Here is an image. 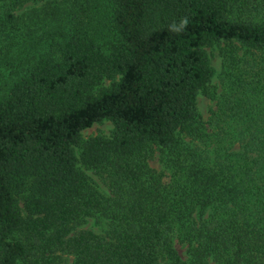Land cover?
<instances>
[{
  "label": "trees",
  "instance_id": "obj_1",
  "mask_svg": "<svg viewBox=\"0 0 264 264\" xmlns=\"http://www.w3.org/2000/svg\"><path fill=\"white\" fill-rule=\"evenodd\" d=\"M0 48V264H264V0H0Z\"/></svg>",
  "mask_w": 264,
  "mask_h": 264
},
{
  "label": "rangeland",
  "instance_id": "obj_2",
  "mask_svg": "<svg viewBox=\"0 0 264 264\" xmlns=\"http://www.w3.org/2000/svg\"><path fill=\"white\" fill-rule=\"evenodd\" d=\"M41 6L42 4H34V3H27L25 5H23L19 11L15 12L16 15H22L24 17H28L31 14V11L33 10H41ZM40 16V18H42V12H37V16ZM30 27V30L32 32V37L34 35L40 36L43 35L45 32L51 30L49 28H51V26H45L43 24V22L38 23L36 22V25L34 23H29L28 24ZM23 28V30H22ZM20 31H24V27L20 26ZM31 35L29 38H31ZM36 37H34L33 39L35 41ZM27 40V37L25 38ZM18 40V39H17ZM19 44H21V41L19 42ZM43 47V46H42ZM21 46L18 47L17 49L14 50L13 53L18 54V51H20ZM32 50V49H31ZM47 50V48L45 49H41V46L38 50V52H34L37 55H41L43 54L45 51ZM17 51V53H16ZM209 53L212 55L211 57V61H212V66L215 69L216 72H218L220 70V58L217 56V51L214 52H210ZM27 55V53H23L20 54V56L18 55L17 57H13L11 55H6L3 52V49L0 48V97L5 96L8 91L10 90L11 86L13 85V83L15 81H17V79L22 75V68H20V66L22 65H26L27 61H22L23 59H25V56ZM12 58L16 59V62L19 65L16 66H10L12 64ZM19 58H21V61H19ZM30 58H34L33 54L30 55ZM217 83V79L215 78L212 82V84H216ZM109 83L106 82L105 86H108ZM215 102L211 101L210 99L199 95L197 97V108L199 113L201 114V116L203 117L204 120H206L208 118L209 115V110L210 108L214 107ZM112 125L107 122V121H103L101 123H97L94 124L91 128L83 131L82 133V137L84 140H87L88 138L91 137H95V136H105V137H109L111 135L112 132ZM151 167H153L154 169L160 170L161 166L158 162L157 159H155L154 161H152L150 163ZM96 181L97 178H95L94 176H92ZM83 229H87V228H92L94 230H98L99 228L96 227L93 223V221H89L85 226L82 227ZM72 263V258L71 257H67V264H71Z\"/></svg>",
  "mask_w": 264,
  "mask_h": 264
}]
</instances>
